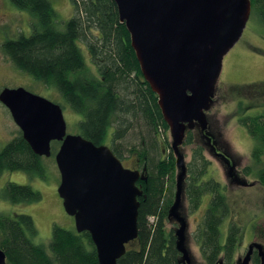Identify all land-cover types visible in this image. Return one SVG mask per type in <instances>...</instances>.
Returning <instances> with one entry per match:
<instances>
[{
  "label": "trees",
  "instance_id": "1",
  "mask_svg": "<svg viewBox=\"0 0 264 264\" xmlns=\"http://www.w3.org/2000/svg\"><path fill=\"white\" fill-rule=\"evenodd\" d=\"M69 1L73 16L62 23L60 29L49 0H11L18 10L27 12L33 19L31 34L5 40L0 46L1 51L16 69L44 87L54 89L61 97L62 109L68 108L81 116L76 123L77 134L95 146L105 145L109 128L116 121L118 128L111 132L107 147L120 161L124 151L121 140L130 129L129 125H123L126 121L120 119L122 116L142 119L153 135L162 134L163 130V149H157V160L151 158L145 148L133 151L138 166L135 170L146 179L136 183L142 191L138 198V237L126 245L125 254L117 264H182L176 248L175 228L169 226L173 224L169 210L174 203L178 169L157 96L141 75L129 34L125 25L119 22L114 2ZM250 4V14L264 27V0H250ZM78 42L87 47L95 72L87 66ZM256 92L264 94V84ZM238 107V123L253 140L250 159L254 168L245 167L243 171L246 175L253 173L264 187V110L244 116L245 109L241 104ZM154 138L157 140L156 136ZM155 143L154 140L152 144ZM194 143L193 132L187 131L183 145ZM204 152L205 148L200 144L191 149L182 185L190 213L197 212L203 197L210 195L193 239L205 264H236L234 256L242 230L230 222L222 242L221 228L232 209L225 187L213 178H206L211 162ZM44 170L42 159L33 154L20 132L0 149V175L23 172L43 178ZM1 195L12 204L35 203L41 198L29 186L15 183H8ZM253 230L255 236L257 226ZM35 235L30 216L1 214L0 249L6 264H98L95 248L86 232H71L53 226L49 242L53 258L43 246L32 242ZM249 264H261L257 252L253 253Z\"/></svg>",
  "mask_w": 264,
  "mask_h": 264
},
{
  "label": "water",
  "instance_id": "2",
  "mask_svg": "<svg viewBox=\"0 0 264 264\" xmlns=\"http://www.w3.org/2000/svg\"><path fill=\"white\" fill-rule=\"evenodd\" d=\"M118 19L130 37L140 72L157 96V104L171 138L178 174L169 217L178 224L176 248L182 264L190 260L185 249L186 223L178 214L186 173L180 153L185 134L198 125L208 126L205 112L212 102L213 86L222 60L239 40L250 16V0H112ZM23 140L40 158L52 155L60 175L57 193L75 231L89 234L98 264H117L126 245L138 237V181L135 169L124 168L105 145L95 146L79 134H68L60 105L22 87L0 91ZM211 144V137L205 133ZM258 244L249 245L238 264H249ZM0 264H6L0 249Z\"/></svg>",
  "mask_w": 264,
  "mask_h": 264
},
{
  "label": "rangeland",
  "instance_id": "3",
  "mask_svg": "<svg viewBox=\"0 0 264 264\" xmlns=\"http://www.w3.org/2000/svg\"><path fill=\"white\" fill-rule=\"evenodd\" d=\"M57 14L59 28L73 16V7L69 0H49ZM33 19L25 12L18 10L11 0H0V46L7 39H16L19 35L29 36ZM78 46L85 57L89 69L95 72L85 44L78 42ZM264 84V27L258 18L250 14L246 26L239 40L224 55L222 68L213 86L212 102L205 112L207 135L211 137V144L198 125L192 130L195 143L203 145L204 156L211 162L206 178H213L225 187V194L232 209V214L224 221L221 232L224 242L230 222L236 223L242 230L241 242L234 256V261H241L249 245L258 244L264 254V187L261 186L254 174L246 175L245 167L252 166L250 159L253 140L245 128L238 123L239 104L245 109L244 116H252L264 110V94H258L257 88ZM22 87L35 95L61 105V97L57 92L36 82L31 76L16 69L3 55L0 47V91L4 88L15 89ZM63 117L68 134H77L76 123L81 119L68 108H63ZM120 119L126 121L130 129L121 140L123 158L121 162L128 169H137L136 153L133 151L145 148L150 157L157 160V149H163L164 132L153 135L152 131L140 118L128 115ZM118 128L113 122L109 128L105 145L109 146L111 132ZM162 129V128H161ZM8 110L0 103V149L19 134ZM171 143L169 130L165 132ZM156 136L157 140L154 138ZM163 136V137H162ZM155 144H152L153 141ZM54 144L56 147H54ZM194 145H182L180 153L184 156V163L191 159V149ZM59 143L52 142V155L41 158L44 165V177L28 175L23 172H4L0 175V215L24 214L32 218L36 235L32 242L45 248L50 258L53 254L49 249V242L53 226H58L75 232L74 220L64 211L62 200L58 196L57 188L60 175L57 170L54 154ZM251 168H254L252 166ZM8 183L27 185L40 194V200L35 203L12 204L2 197L3 188ZM210 195L202 199L197 212L190 213L188 202L182 192L181 205L178 214L186 223L185 249L190 260L189 264H205L199 249L194 242L193 233L206 209ZM151 220V219H149ZM175 229L178 224L172 220ZM257 226V233L253 236V227ZM261 233L262 235H259Z\"/></svg>",
  "mask_w": 264,
  "mask_h": 264
},
{
  "label": "flooded vegetation",
  "instance_id": "4",
  "mask_svg": "<svg viewBox=\"0 0 264 264\" xmlns=\"http://www.w3.org/2000/svg\"><path fill=\"white\" fill-rule=\"evenodd\" d=\"M121 164L123 165V163L121 162ZM123 167L125 168V166L123 165ZM261 246V245H260ZM262 247V246H261ZM246 252H247V250H246ZM254 252H257L258 253V251L254 248L253 250H252V254H251V256L253 255V253ZM246 254V253H245ZM259 256V255H258Z\"/></svg>",
  "mask_w": 264,
  "mask_h": 264
}]
</instances>
